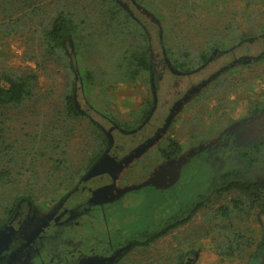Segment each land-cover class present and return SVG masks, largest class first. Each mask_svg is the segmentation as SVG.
<instances>
[{
  "label": "rangeland",
  "instance_id": "rangeland-1",
  "mask_svg": "<svg viewBox=\"0 0 264 264\" xmlns=\"http://www.w3.org/2000/svg\"><path fill=\"white\" fill-rule=\"evenodd\" d=\"M100 1L6 0L0 10V73L32 79L31 94L20 106L0 105V170H9L0 181V209L20 194L38 208L62 199L78 180L67 184L70 175L88 161L93 165L78 177L82 181L108 172L103 154L109 156L118 133L103 128L116 127L126 136L151 123L162 132L150 137L148 129L145 139L138 134L117 142L122 159L94 191L96 200L105 194L104 207L114 211L111 225L138 237L196 198L199 207L184 224L129 250L122 264H247V256L222 255L224 239L211 224L220 223L216 209L227 206V226L242 225L254 243L264 233L263 194L258 204L243 195V210L236 213L232 200L240 191L222 188L233 179L264 184V0H115L151 47L149 71L132 81L123 69L127 47L117 41ZM68 5L92 44L82 39L75 48L69 38L64 51L50 54L42 21ZM33 7L39 10L32 13ZM122 17L118 9V25ZM234 28L241 39L206 48L212 37ZM71 83L83 116L68 119L63 94ZM146 107L149 113L139 122ZM100 133L107 145L97 154ZM167 138L181 146L171 159L160 154L170 151ZM90 235L100 236L95 230ZM253 264H264V253Z\"/></svg>",
  "mask_w": 264,
  "mask_h": 264
},
{
  "label": "flooded vegetation",
  "instance_id": "flooded-vegetation-1",
  "mask_svg": "<svg viewBox=\"0 0 264 264\" xmlns=\"http://www.w3.org/2000/svg\"><path fill=\"white\" fill-rule=\"evenodd\" d=\"M161 128L147 123L126 136L136 137L139 134L145 139L148 129H153L150 136L152 137L156 132L161 133ZM103 130L109 131L110 134L112 130L118 133V140L112 138L108 150L109 156L103 154L104 164L109 165L108 172L92 179L86 178L85 181L78 178L73 189H68L69 193L65 197L50 201L40 208L33 206L24 196L11 199L10 203L3 205L0 209V264H122L129 250L145 245L142 244L144 241L148 244L158 239L150 240L145 236L125 234L126 230L123 228L111 225L114 211L110 209L107 212L104 207L102 202L106 201L105 194H101L102 197L96 200L94 191L99 189L104 180L111 179L112 167L122 159L117 157V154L123 150L122 147L116 146L117 142L126 137L113 126L109 130L104 128ZM165 143L169 146L171 142L167 138ZM160 154L164 159L173 158L165 153ZM92 165L89 166L86 174ZM223 178L227 179V176ZM232 181L235 180L228 181L222 188ZM198 203L199 200L196 198L192 206L185 208L181 206L182 209L162 219L158 226H163L168 232L174 222L177 223L175 227L184 224L197 210ZM193 208L195 209L192 211ZM92 230L100 236L92 238L90 235ZM152 230L153 227L148 228V231ZM177 264H192V262L182 261Z\"/></svg>",
  "mask_w": 264,
  "mask_h": 264
},
{
  "label": "trees",
  "instance_id": "trees-1",
  "mask_svg": "<svg viewBox=\"0 0 264 264\" xmlns=\"http://www.w3.org/2000/svg\"><path fill=\"white\" fill-rule=\"evenodd\" d=\"M28 1V0H27ZM72 1V0H71ZM113 4H111L110 7H105V0H101V13H106L105 15H109L113 22L110 23L112 27H115L117 29L116 36L118 37L117 41H121L122 45H125L127 49L124 50L122 54L123 58V69L125 75L128 77L129 80L132 81L137 79L142 73L148 72L150 69L149 65V59H150V44L147 37V34L144 30L140 29V27L137 25V23L130 17V15L122 10L115 0H111ZM5 3L6 0H0V10L2 12L5 10ZM26 7L29 6V2H27ZM118 9L123 14V17L121 21H119V25L117 20H115L114 16L118 12ZM38 11L39 8L32 9V13L35 11ZM40 10H43V8ZM29 13V12H28ZM28 13H26L28 15ZM73 13H76V9H73L71 6H61L58 8L56 12H54L55 15H51L44 19L42 22L43 29V36L42 39L46 42L47 48H49L48 53L53 54L57 51H64L63 48L66 47V41L69 38L75 39L76 45L75 48H79V44H81L82 39L83 43L86 45L92 44L89 40L86 39L84 36L85 33L78 30V27L80 22L76 21L74 17H72ZM47 26H46V24ZM115 26H113V25ZM84 30V29H83ZM126 30L125 32H123ZM238 28L231 29L226 34H218L215 35L216 37H212V39L207 42L206 48H223L226 47L229 43H234L242 38L243 34H240L238 31ZM115 35L114 31L111 32ZM88 32H86V35ZM123 34V37L121 36ZM84 36V37H83ZM231 40V42H229ZM86 41V42H85ZM132 48V49H128ZM65 55V53H64ZM67 56V53L66 55ZM68 65L72 66V62L68 60ZM174 66L177 68H180L181 70L188 69V66H185L181 64V67L178 66V64L174 63ZM70 68V67H69ZM87 76L91 75V72H87ZM31 87H32V79L31 76L27 75L25 78H18L16 76H12L9 72H1L0 73V105L2 106H20L28 96L31 94ZM63 101H64V114L66 118L72 119L75 117L83 116V113L81 110L78 109L75 99H74V89H73V83L69 85V88L65 93L63 94ZM149 111L146 107V110L143 111V113L139 117V122L142 121L144 117L148 115ZM89 123L94 127V130H99L97 124L95 121L89 120ZM138 123V122H137ZM101 136V139H98L100 141V150L97 154H99L104 146L106 144V140L104 136L100 133L99 138ZM170 151L169 153H165V155H170L171 157H174L177 155L180 150L181 146L180 144L174 140L171 139V143L169 145ZM94 159V158H93ZM91 161H88L86 165H83L79 168H77L73 175H70V178L66 182L67 184L75 183L78 177L89 167ZM60 164H63L62 160H59ZM7 174H9V170L7 168H3L0 170V181H2L3 178H6ZM65 181V179H64ZM61 183V182H60ZM259 185L256 183H243L240 181H232L230 182L226 187H224L225 190L228 189H235L237 191H240V194L236 196L232 203L234 205L236 213L241 212L243 210V202L244 198H249L250 202L253 201L258 204V201L262 197L261 194H263V197L261 198V201L264 202V184L261 185V187H258ZM245 196L242 198V196ZM27 197V195H19V197ZM18 197V196H17ZM16 197V198H17ZM252 206V204H249ZM199 207V206H198ZM195 208L192 209V211ZM229 208L227 206H221L220 208L216 209L215 214L217 215V221L220 223H213L211 224L212 229L220 228V237L224 239V241L220 242L219 247L224 248V254H222L225 257L228 256H236V257H242L243 255L248 257V260H246L247 264H253V262L256 260V257L261 255V253H264V233L261 234L259 239L254 243L253 239H249L244 234V229L242 228V225L235 226V225H229L227 226L226 222L223 220H229ZM245 215H249L250 211L246 212ZM184 214V213H183ZM247 218V217H246ZM247 222V221H246ZM177 223L172 224V228L176 226ZM245 227V226H244ZM246 228V227H245ZM226 230L223 232L222 230ZM228 229L230 233L228 232ZM166 233V230L163 226H155L154 230L152 231H146L145 237L150 240L156 239L159 236ZM142 244H146V241H144ZM141 244V245H142ZM221 254V252L219 253Z\"/></svg>",
  "mask_w": 264,
  "mask_h": 264
},
{
  "label": "water",
  "instance_id": "water-1",
  "mask_svg": "<svg viewBox=\"0 0 264 264\" xmlns=\"http://www.w3.org/2000/svg\"><path fill=\"white\" fill-rule=\"evenodd\" d=\"M150 142H148V144H149ZM139 149V148H138ZM141 149V148H140ZM96 165L98 166L99 164L98 163H96L94 166H93V169H94V167H96ZM118 165V164H117Z\"/></svg>",
  "mask_w": 264,
  "mask_h": 264
}]
</instances>
